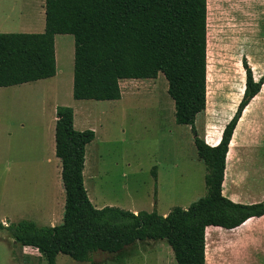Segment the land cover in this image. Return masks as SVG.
Wrapping results in <instances>:
<instances>
[{
    "label": "trees",
    "instance_id": "16d2710c",
    "mask_svg": "<svg viewBox=\"0 0 264 264\" xmlns=\"http://www.w3.org/2000/svg\"><path fill=\"white\" fill-rule=\"evenodd\" d=\"M44 23L41 33L0 32V87L54 76L55 34L73 36L74 100H118L120 80L154 79L161 73L173 101L174 122L189 126L205 165L206 193L186 208L171 207L164 216L155 208L95 207L83 183L85 146L94 130L75 129L73 109L58 105L54 142L64 191L62 221L53 226L27 219L0 222L16 243L35 248L47 264H56L59 253L91 262L98 251L119 252L136 241L163 239L176 264H205L207 226L232 229L264 214V199L240 203L222 193L229 142L264 83L263 76L254 78L246 57L241 60L242 95L218 143L209 145L196 132V117L206 107L207 0H44ZM150 172L155 195V166Z\"/></svg>",
    "mask_w": 264,
    "mask_h": 264
},
{
    "label": "rangeland",
    "instance_id": "374dc122",
    "mask_svg": "<svg viewBox=\"0 0 264 264\" xmlns=\"http://www.w3.org/2000/svg\"><path fill=\"white\" fill-rule=\"evenodd\" d=\"M25 1L0 0V32H19L15 27ZM256 1L207 0L206 107L195 120L197 135L202 139L217 135L236 109L244 86L242 58L246 57L255 79L264 77V51L257 50L259 20H247L244 13ZM69 37L66 46L57 44L56 78L0 88V217L37 223L29 213L33 206L40 205L45 224L49 222L46 215L51 203L47 198L55 187H50L54 165L47 163L46 154L54 113L49 112L53 103L49 99L45 102L40 92L49 85L56 88L52 101L83 114L80 120L90 125L86 129H95V138L86 146L83 167L87 196L95 207L112 205L129 211L155 208L162 214L173 206L188 207L205 195V165L197 156L189 126L174 122L173 101L166 92L164 76L159 73L154 79L120 80L118 100H74L70 81L74 40ZM248 125L254 129L252 141L260 140L261 146L249 154L251 166L243 189L257 193L264 191L259 183L264 174V83L248 110L242 112L233 140L242 142L243 129ZM230 159L229 151L228 165ZM154 166L155 195L150 172ZM229 171L228 167L227 178ZM54 185L64 201L60 177ZM0 222L7 224L9 220ZM147 244L137 241L119 252L98 251L91 262L75 261L59 253L56 264H176L173 256L172 261L165 260L164 249L170 248L165 241ZM23 251L6 229H0V264H42L26 259Z\"/></svg>",
    "mask_w": 264,
    "mask_h": 264
},
{
    "label": "crops",
    "instance_id": "0c3cea01",
    "mask_svg": "<svg viewBox=\"0 0 264 264\" xmlns=\"http://www.w3.org/2000/svg\"><path fill=\"white\" fill-rule=\"evenodd\" d=\"M244 13L246 14L245 19L247 20L248 19L259 20L258 23L259 31L257 34L258 37L257 50L264 51V0H257L256 5L253 7L249 6L248 8H245ZM18 18L19 21H17V25L15 27L17 31L25 32V33L43 32L44 24H45L44 0L25 1V6L22 7L18 12L17 19ZM4 31L11 32L10 29ZM69 35L68 34L54 35L55 56H57V51H56L57 44L61 46L62 45L66 46L67 42L71 41ZM250 45H253V43ZM56 59L57 58L55 57V62ZM58 75H59V68L56 66V72L54 76L35 80L32 82H39V81L42 82L43 80L46 79L51 80L53 78H56ZM70 81L72 82V80ZM26 83H31V82H26ZM26 83H22V84H26ZM22 84H18V85H22ZM13 86H17V85H13ZM52 90L56 93V88L55 87L53 88L51 85L47 86L46 88L43 87L42 89H40L43 100L47 102V100L49 99L48 100L49 103L51 104L53 103V108L49 110V112L51 114L54 113L53 114L54 117L51 118L50 127L48 131L49 153L46 154L47 163L54 165L53 169L51 170V174H53L52 177L54 181L52 180L53 185H50V187H55L54 190L52 189L50 190L52 191L51 193H49L50 198H47L48 202L51 203V209L49 210L47 209L48 213L46 215V219L49 221L47 222L48 224H45L46 220H43L44 215L42 213V208L40 207V205H37L35 207L33 206V208L30 209L31 212L29 213L31 217H34V219L38 221L36 224L40 226H53L59 224V222L62 220L61 212H62V208L64 207V201H62L63 196L61 194V191L58 187L54 185V183H57V180L60 177L61 166L59 167L60 165L59 158L55 156V142H54V130H55V120H56L55 110L56 107L58 106V101L51 100L52 97L54 96ZM258 94L256 96H258ZM256 96L253 97V99L245 107L243 113L244 111L248 110V108L250 107ZM95 101H100V100H95ZM77 116H79L78 123H77ZM83 116H84L83 114L76 113L75 111H73V126L75 129L84 130L90 127L87 120L86 122L83 121V119L80 120ZM223 127L224 125L222 126V129ZM222 129L217 135L204 136L203 140L209 145L217 144L221 137ZM236 130H237V126L230 140V142H234L233 147H231L229 142L227 154L225 157V170H224V179L222 183V193L234 202L248 203V204L256 203L264 199V191L262 192L258 191L257 193H250L244 191L243 187H244V180H246L248 170L250 169L251 166V160L249 154L252 152L254 153L252 149H255V152H257L256 151L257 148L261 146V141L260 140L257 141L254 139L252 141L251 138L252 137L254 138V136L251 134V132H254V129L253 127H251V125H248L246 128L244 127L243 130L245 132L243 136L244 139L242 142H239V140L237 141L233 140ZM209 139L212 140L213 143H210L208 141ZM88 144H86V146ZM86 146H85V150H86ZM229 151L231 152V159L228 165L227 155ZM228 167L230 168V171L228 173L229 178L226 177ZM259 183L261 186L264 187V174L261 175V177L259 178ZM131 210L132 212L138 211L137 208H131ZM167 213L168 212L165 211L161 215L164 216ZM2 219H6L7 221L9 220V222L14 221L12 218L8 216L0 217V220ZM39 223H43L45 225ZM204 234H205L204 236L205 264H264V214L258 217L256 216L250 217L247 220H245L242 224L232 229H224L217 226H207L205 228ZM161 241H165V240L163 239L145 240L139 242H147L148 243L147 246H150L151 242H161ZM21 248L22 250L25 251V252L23 251V255L26 257V259L33 260L36 262H41L42 264H47L43 255H41L35 248L29 246H21ZM27 250H30L31 252L27 254L26 253ZM164 252H165L164 255L165 260L166 258H171L172 261L173 253L171 248L164 249ZM158 259L160 260L159 257Z\"/></svg>",
    "mask_w": 264,
    "mask_h": 264
},
{
    "label": "built area",
    "instance_id": "2783aa9c",
    "mask_svg": "<svg viewBox=\"0 0 264 264\" xmlns=\"http://www.w3.org/2000/svg\"><path fill=\"white\" fill-rule=\"evenodd\" d=\"M4 225H6V224L4 223Z\"/></svg>",
    "mask_w": 264,
    "mask_h": 264
}]
</instances>
